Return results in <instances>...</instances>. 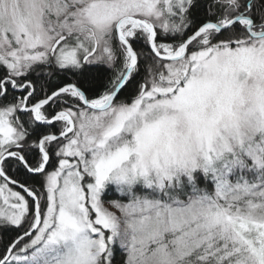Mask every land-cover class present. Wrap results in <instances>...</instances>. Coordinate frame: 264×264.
Instances as JSON below:
<instances>
[{"label":"snow or ice","instance_id":"snow-or-ice-1","mask_svg":"<svg viewBox=\"0 0 264 264\" xmlns=\"http://www.w3.org/2000/svg\"><path fill=\"white\" fill-rule=\"evenodd\" d=\"M0 264H264V0H0Z\"/></svg>","mask_w":264,"mask_h":264}]
</instances>
